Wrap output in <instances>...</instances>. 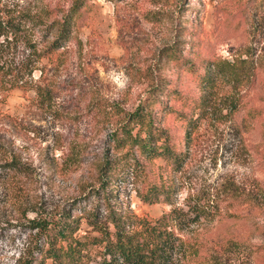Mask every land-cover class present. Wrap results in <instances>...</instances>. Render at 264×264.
Returning <instances> with one entry per match:
<instances>
[{"label": "rangeland", "instance_id": "obj_1", "mask_svg": "<svg viewBox=\"0 0 264 264\" xmlns=\"http://www.w3.org/2000/svg\"><path fill=\"white\" fill-rule=\"evenodd\" d=\"M9 2L47 21V10H65L71 0ZM242 6L240 0H89L65 46L31 72V83L49 87L50 100H41L32 87H0V111L8 115L0 120V141L27 169L16 179L0 174V264H15L32 241L28 219L35 209L69 211L80 218V234L91 216L121 211L154 219L167 212L171 205L165 202L139 199L142 169L175 183L174 206L211 205L181 230L174 228L188 247L184 264H264V33L251 39L257 73L250 88L237 94V110L223 115L226 88L208 93L209 107L188 141L185 120L177 115L188 111L183 97L199 95L187 68L191 47L228 58L249 44ZM191 21L202 31L193 38L198 46L190 41ZM39 35L34 33L36 41ZM170 47L176 59L165 51ZM15 51L17 57L27 53L20 44ZM158 75L165 79L160 85L182 96L162 100L171 110L157 116L176 150L186 153L177 172L162 157L148 161L134 149L115 150L106 123L113 106L132 110ZM222 184L239 194L229 197Z\"/></svg>", "mask_w": 264, "mask_h": 264}, {"label": "trees", "instance_id": "obj_2", "mask_svg": "<svg viewBox=\"0 0 264 264\" xmlns=\"http://www.w3.org/2000/svg\"><path fill=\"white\" fill-rule=\"evenodd\" d=\"M87 1L71 0L65 10L55 11L53 15V10H47L46 15L51 14L52 17L45 21L41 16L14 9L9 0H0V87H32L41 100H50L53 95L49 87L38 80L31 83V72L36 68L37 61L63 48L69 41L74 19ZM240 2L244 18L249 23V44L229 53L228 58L203 56L197 47L189 50L193 59L187 61V68L196 81L199 95L187 100L183 97L185 101L181 100L183 106L188 108V111L177 113L178 117L185 120L184 140H189L199 120L204 117L211 98H207L208 93L212 95L216 90L226 88L228 93H223L220 101L226 110L223 115L230 114L239 107L237 94L250 88L256 78L257 48L251 45V39L257 36L258 41L264 33V0ZM190 24V41L192 45L198 46L193 38L202 33L201 28L193 21ZM35 32H41L37 41L34 39ZM19 44L27 53L17 57L15 50ZM165 51L171 54L172 59L177 58L173 56L176 52L172 47ZM157 78L158 82L146 89L143 98L132 110L113 106L106 116V123L111 128L109 137L115 150L125 154L134 149L148 161L162 157L168 161L171 170L177 172L186 153L176 150V146L169 140L167 129L159 123L157 116L159 111L162 114L170 112L171 109L163 102L170 94L178 95V99L182 96L174 88L160 85L161 81L165 82L164 78L159 75ZM47 105L50 106V103ZM160 105L162 108H159ZM3 116L8 115L0 111V120ZM2 144L0 141V174L16 179V176L27 170L26 165L3 149ZM107 161L110 163L112 160ZM139 173L143 174L139 181V199L147 203L158 200L165 202L171 205L167 212L154 219L121 211L109 212L100 219L91 216L85 220L89 229L80 234V218L72 216L69 211L47 212L35 209L34 216L28 219L29 229L34 230L32 241L15 259V264H184L188 247L174 228L181 230L206 210L210 211L211 205L196 201L186 209L176 207L170 195L175 183L160 181L156 174L150 177V173L143 169ZM159 173L164 174L162 171ZM224 184L220 188H224L223 192H228L229 197L239 194L233 187ZM10 188L16 194L14 189H18V183L13 182ZM209 202L212 204V200Z\"/></svg>", "mask_w": 264, "mask_h": 264}]
</instances>
